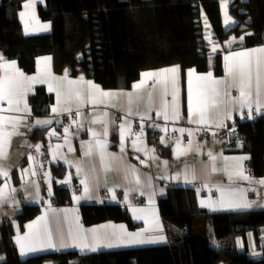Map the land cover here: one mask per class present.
I'll use <instances>...</instances> for the list:
<instances>
[{
	"label": "crops",
	"instance_id": "1",
	"mask_svg": "<svg viewBox=\"0 0 264 264\" xmlns=\"http://www.w3.org/2000/svg\"><path fill=\"white\" fill-rule=\"evenodd\" d=\"M26 4L30 7L25 8ZM45 4L46 0L23 2L19 18L25 35L51 32L52 23L39 14V6ZM230 5L231 0L221 1L226 30L237 24L230 14ZM205 21L211 53L208 71L188 68L183 74L179 64L147 69L129 88H104L93 79L69 72L56 73L52 55L38 56L32 73L24 71L16 59L1 55L0 78L7 77L18 86L11 106L7 100L0 101V117L5 118L3 129L11 134L4 137V155L0 157V169L7 172L6 176L0 175V239L3 225L13 224L16 230L13 242L21 258L48 252L85 254L167 244L159 202L167 197L170 183L194 187L198 204L209 212L264 209V184L259 183L264 178L250 171L251 155L228 151L229 139L219 136L224 127L236 121L252 120L264 114V53L253 51L264 48V44L243 47L242 38L234 36L222 42L210 22ZM44 25H48L47 29ZM242 52L251 55H236ZM218 54L222 55V75L215 73ZM249 61L251 87L246 80L244 90L251 96L242 107L239 74L234 71L229 75L228 66L236 68ZM12 63L15 68L5 67ZM172 68L178 71H164ZM144 73L156 75L145 77ZM141 81H144L142 87L135 88ZM39 87L44 89L41 97L50 98L44 114L34 113L33 97ZM190 88L194 106L204 111L206 123L194 122L199 120V114L189 116ZM101 93L114 95L105 97ZM200 95L202 102L197 103ZM64 114L73 115L69 123L62 121ZM37 121L50 122L38 124ZM206 131L211 133L210 140L197 143V133ZM186 139L190 142L186 143ZM242 157L247 159L240 161ZM241 168L247 179L238 174ZM73 181L80 189H69ZM61 187L70 191L71 202L57 205L55 194ZM252 191L256 193L253 197ZM245 203L250 207L230 206ZM91 204L120 205L135 226L114 220L86 224L81 208ZM30 205L39 206L40 213L21 230L18 215ZM10 218L12 221L7 222ZM194 230L199 239L217 243L210 239L205 217L194 219ZM137 233L139 239L158 242H126L132 238L129 234ZM159 237L164 239L158 240ZM49 239L54 247H47ZM245 242L250 252L262 253L252 231L247 232L245 239L238 238L240 249L245 248ZM108 244L116 246L108 247ZM259 244L264 246V227ZM93 247L95 251L91 250ZM5 260L6 254L0 250V264Z\"/></svg>",
	"mask_w": 264,
	"mask_h": 264
},
{
	"label": "trees",
	"instance_id": "2",
	"mask_svg": "<svg viewBox=\"0 0 264 264\" xmlns=\"http://www.w3.org/2000/svg\"><path fill=\"white\" fill-rule=\"evenodd\" d=\"M24 1L1 0L0 57L16 59L24 71L32 73L38 56L52 55L56 73L93 79L104 88H129L142 71L173 64H179L183 74L188 68L208 71L206 19L222 42L234 36L242 38L243 47L264 44V0H231L230 14L237 21L231 30L223 24V0H46L39 14L52 23V30L35 36L23 31L19 11ZM2 69L0 59V75ZM215 73L223 74L221 54L216 56ZM43 91L39 87L33 97L35 114L47 112L50 98L41 97ZM236 124L237 129L226 137L228 151L249 153L250 171L264 178V114ZM70 202V191L58 188L55 203ZM159 207L167 244L21 258L13 242L16 230L9 223L1 229L0 250L6 254L2 264H264V246L259 244L264 209L209 212L198 204L194 187L174 183ZM81 211L86 224L114 220L135 226L120 205H83ZM39 213V206H25L18 215L21 230ZM199 216L206 218L210 239L216 244L196 236L194 219ZM249 231L262 253L250 252L246 242L245 248H239L238 238L245 239Z\"/></svg>",
	"mask_w": 264,
	"mask_h": 264
},
{
	"label": "snow or ice",
	"instance_id": "3",
	"mask_svg": "<svg viewBox=\"0 0 264 264\" xmlns=\"http://www.w3.org/2000/svg\"><path fill=\"white\" fill-rule=\"evenodd\" d=\"M28 7H30V5L26 4L25 8H28ZM23 15L24 14L21 13V17H23ZM226 23H227V20H226ZM47 27H48V25H44L45 29H47ZM213 50H215V48ZM253 51L264 53V48L256 49V50H253ZM236 55L237 56H245V57H247V56H250L251 53L242 52V53H237ZM0 59H2V57H0ZM226 59H229V58H226ZM5 67L15 68V64L14 63L7 64V65H5ZM164 71H170L172 73H176L178 71V69L177 68H172V69H167V70H164ZM234 71L238 72V74H239L240 84H241V89H240V98H241V100H240V102H241V106L243 107V106H245L246 104L249 103V99H250V96H251L250 92L246 93L245 90H244V85H245L246 80H247L249 88L251 87V65H250V61L248 62V64L241 63L236 68H234L233 66L229 65L228 66L229 75H232ZM19 75L22 76L23 74L19 73ZM143 75L145 77H152L153 75H156V74H154V73H144ZM189 75H191V73ZM209 76H210V74H209ZM198 79H205V77H198ZM143 83H144V81H141V83L134 85V87L139 89V88L142 87ZM216 83H218V82H216ZM17 86L18 85L16 84V82H14L13 80H11V79H9L7 77L0 78V101L7 100L8 104L11 106L12 103H13V96L15 95V91H16ZM91 87L96 89V91H100L98 88H96L95 85H91ZM50 90H51V88H50ZM101 95L107 97V96H111V95H114V94H112V93H101ZM258 97H259V74L257 75V98ZM173 99L175 101V96L173 97ZM130 102H131V100H130ZM200 102H202V95H200L199 99L197 100V103H200ZM257 105H258V108H259L260 105H259L258 100H257ZM166 109H167V105H165V112H164V119L165 120L169 119V116L167 114ZM53 111H56V109H53ZM197 114H199L200 118H199V120L194 121V122L206 123V120L204 118V116H205L204 111L202 109H199V108L194 106L192 95H191V88H190V93H189V116L191 117V116L197 115ZM174 117H175V112H174ZM4 121H5V118L4 117H0V157H2L4 155V151H3L4 142H5L4 141V137H5V135H9V136L11 135L10 133L6 134L4 132V129H3ZM49 122L50 121H43V122L37 121L38 124H40V123H45L46 124V123H49ZM181 131H183V130H181ZM189 135H191V133H189ZM122 138H123V133H122ZM209 156H211V153H209ZM212 159L214 160L215 157H212ZM243 159H247V157L239 158L240 161H242ZM213 170H215V169H213ZM238 174L240 176H242L244 179H247V177L243 176L242 168H241V170H240V172ZM0 175H5L6 176L7 172H5L3 169H0ZM185 179H187V173L185 174ZM193 179H194V177H193ZM259 183L264 184V180L259 181ZM202 204H203V202H202ZM230 206L236 207V208L250 207V205L247 204V203L230 205ZM29 227L31 228L32 225H29ZM93 231H95V230H93ZM129 235L132 238H130L128 241H126L127 243L140 244V243H155V242H158L157 240L139 239V238H137V237L140 236L139 233H137V234H129ZM163 239H164L163 237H159L158 238V240H163ZM122 242H125V241H122ZM107 246L108 247H113V246H116V245L108 244ZM47 247H54V245L51 243L50 239H49V243H48ZM29 250L30 251H36L37 249L36 248H30ZM91 250L95 251L96 248L93 247Z\"/></svg>",
	"mask_w": 264,
	"mask_h": 264
},
{
	"label": "built area",
	"instance_id": "4",
	"mask_svg": "<svg viewBox=\"0 0 264 264\" xmlns=\"http://www.w3.org/2000/svg\"><path fill=\"white\" fill-rule=\"evenodd\" d=\"M72 116H73L72 114H64L62 116V121L64 123H69L72 119ZM136 126H139L138 122L136 123ZM236 129H237L236 123H233L232 125H228V126L224 127V129L220 132L219 136H220V138H226L230 132H232L233 130H236ZM210 138H211V133L209 131L208 132L206 131V132H202V133H197L195 140L199 144H204L207 141H209ZM185 142L189 143L190 140L186 139ZM68 187H69V189H80V185L78 183H75L74 181L69 183ZM250 194L252 197L256 195L255 191H252ZM118 195L120 197L122 196L121 193H119ZM104 198H106V195L104 196ZM11 221H12L11 218L7 219V222H11Z\"/></svg>",
	"mask_w": 264,
	"mask_h": 264
}]
</instances>
